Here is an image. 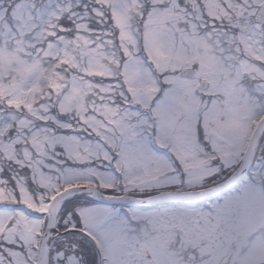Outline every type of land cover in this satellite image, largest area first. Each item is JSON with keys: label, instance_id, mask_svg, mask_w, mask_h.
I'll return each mask as SVG.
<instances>
[{"label": "snow or ice", "instance_id": "6c2138e0", "mask_svg": "<svg viewBox=\"0 0 264 264\" xmlns=\"http://www.w3.org/2000/svg\"><path fill=\"white\" fill-rule=\"evenodd\" d=\"M0 264H264V0H0Z\"/></svg>", "mask_w": 264, "mask_h": 264}]
</instances>
